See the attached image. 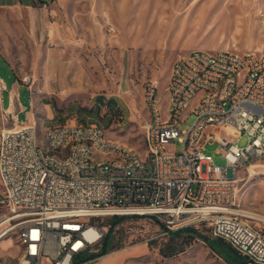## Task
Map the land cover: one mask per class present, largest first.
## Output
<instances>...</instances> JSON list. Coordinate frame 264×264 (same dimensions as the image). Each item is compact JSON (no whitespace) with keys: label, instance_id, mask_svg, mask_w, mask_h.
<instances>
[{"label":"built area","instance_id":"2783aa9c","mask_svg":"<svg viewBox=\"0 0 264 264\" xmlns=\"http://www.w3.org/2000/svg\"><path fill=\"white\" fill-rule=\"evenodd\" d=\"M31 92L32 78H20ZM157 80L144 83L148 120L141 154L106 136L96 124L63 123L34 129L17 113L0 122V241L14 233L19 254L0 264H74L100 244L114 215L149 216L167 232L205 224L249 264H264V234L237 207L240 172L264 161V57L256 50L192 49L171 64L162 108ZM5 88L0 78V92ZM16 97L10 94V102ZM193 120L179 126L187 115ZM245 135L247 142L237 140ZM174 139L181 143L171 148ZM64 141L74 148L61 153ZM215 141L225 159L205 153ZM93 146L122 159L98 161Z\"/></svg>","mask_w":264,"mask_h":264},{"label":"rangeland","instance_id":"374dc122","mask_svg":"<svg viewBox=\"0 0 264 264\" xmlns=\"http://www.w3.org/2000/svg\"><path fill=\"white\" fill-rule=\"evenodd\" d=\"M192 49L256 50L264 57V0H58L48 11L0 6V78L5 86L0 122L13 91L22 107L18 121L29 118L33 99L30 115L38 131L66 122L93 123L142 154L148 119L144 83L157 80L165 108L171 64ZM24 75L32 78L31 92L20 80ZM192 120L187 115L179 129ZM246 142L245 135L237 140L240 146ZM171 148L182 146L174 139ZM217 148V142L207 141L203 151L215 165H224ZM255 169L257 174L249 175V168L240 172L237 206L264 215V165ZM5 215L0 206V220ZM244 219L264 234L263 220ZM98 221L115 248L78 264H229L195 234L211 237L205 224L188 226L195 232L172 233L149 216ZM99 249L100 244L84 256ZM18 254L14 233L1 239V259L13 261Z\"/></svg>","mask_w":264,"mask_h":264},{"label":"trees","instance_id":"16d2710c","mask_svg":"<svg viewBox=\"0 0 264 264\" xmlns=\"http://www.w3.org/2000/svg\"><path fill=\"white\" fill-rule=\"evenodd\" d=\"M112 100V98H109L108 101ZM126 216L121 215H114L111 216L113 223L118 222L120 219L124 218ZM178 231H191V232H195L194 229L187 227L178 229V230H173V231H169L172 233H176ZM199 238H201L202 240H204L206 243H208V245L214 250L216 251L220 256H222L229 264H249L247 262V260L239 255L227 242H225L224 240L220 239V238H216V237H208L205 235H202L200 233H195ZM113 248H115V245L111 243L110 241V236H109V231L108 233H105V235L103 236L101 242H100V249L96 252V253H92L88 256H84V254L78 256L74 262V264H78L82 261H84L87 258H95L97 256H102L105 255L106 253H108L110 250H112Z\"/></svg>","mask_w":264,"mask_h":264},{"label":"crops","instance_id":"0c3cea01","mask_svg":"<svg viewBox=\"0 0 264 264\" xmlns=\"http://www.w3.org/2000/svg\"><path fill=\"white\" fill-rule=\"evenodd\" d=\"M57 2L58 0H0V6H5L13 10L20 9V10H33V11L34 10L48 11V10H52L53 7L57 4ZM10 94L15 96L13 91H11ZM21 110H22V107L15 100H13V102H9V105L6 109V111L9 113L11 112L18 113ZM32 111H33V99L31 101L30 114L32 113ZM30 114H29V118L31 117Z\"/></svg>","mask_w":264,"mask_h":264},{"label":"bare ground","instance_id":"6f19581e","mask_svg":"<svg viewBox=\"0 0 264 264\" xmlns=\"http://www.w3.org/2000/svg\"><path fill=\"white\" fill-rule=\"evenodd\" d=\"M3 113L6 112V110H3ZM34 129H36L34 124ZM144 147H145V139H144ZM74 148V141H64L61 145V153H68L70 150ZM93 154H98V161L101 162H109V157H112V159H122V152H116V149H101L100 153V146H93ZM253 166L248 167L251 171ZM238 201V197H237ZM238 207V206H237ZM242 213L244 216L252 218V219H260L264 221V215H260L253 212H248L247 210H242Z\"/></svg>","mask_w":264,"mask_h":264}]
</instances>
